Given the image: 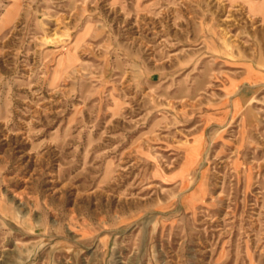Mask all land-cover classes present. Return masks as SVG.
I'll return each instance as SVG.
<instances>
[{
    "label": "rangeland",
    "instance_id": "obj_1",
    "mask_svg": "<svg viewBox=\"0 0 264 264\" xmlns=\"http://www.w3.org/2000/svg\"><path fill=\"white\" fill-rule=\"evenodd\" d=\"M0 264H264V0H0Z\"/></svg>",
    "mask_w": 264,
    "mask_h": 264
}]
</instances>
